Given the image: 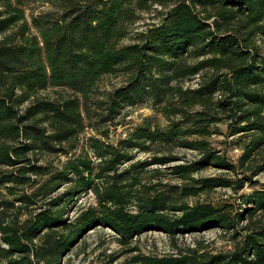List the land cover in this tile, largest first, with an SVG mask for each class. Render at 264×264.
<instances>
[{"label":"trees","instance_id":"16d2710c","mask_svg":"<svg viewBox=\"0 0 264 264\" xmlns=\"http://www.w3.org/2000/svg\"><path fill=\"white\" fill-rule=\"evenodd\" d=\"M156 5L160 22L121 43ZM106 76L122 83L101 90ZM143 101L168 123L146 117L109 142ZM88 128L102 137L82 140ZM263 172L264 0H0V264H61L99 226L124 245L148 231L235 239L118 264H264ZM221 188L232 196L209 198Z\"/></svg>","mask_w":264,"mask_h":264},{"label":"rangeland","instance_id":"374dc122","mask_svg":"<svg viewBox=\"0 0 264 264\" xmlns=\"http://www.w3.org/2000/svg\"><path fill=\"white\" fill-rule=\"evenodd\" d=\"M155 8L148 12H142L139 18L131 25V32L121 43L130 44L135 41V36L138 32L147 29L150 25L160 22V16L157 10H161V7L156 5ZM47 7L45 5L37 4L36 11L44 10ZM30 17V16H29ZM122 77L106 76L100 82L101 90H110L111 88L118 86L122 83ZM186 86L189 82L185 83ZM195 85V82H193ZM146 117H152L155 123L164 127L168 121L166 118L152 108L149 102L143 101L136 105L128 106L122 112V114L112 123L108 125L109 128V142H115L117 138L125 136L127 131L141 123ZM225 129V126L222 127ZM96 136L102 137L97 131L88 128L82 134V140H86L89 137ZM224 137H213L212 141L216 146L221 148L219 143ZM228 154L233 158H237L240 153L239 150H227ZM177 153L186 158L192 160L197 157V152L190 150H177ZM149 154L139 153L137 158H145ZM181 161H175L167 165L173 166ZM59 163V162H57ZM163 168V165H152L150 168ZM220 171L215 168H208L201 171L198 175L209 176L215 175ZM259 186L264 185V172L256 176ZM250 190L248 187L245 189ZM0 188V194L2 193ZM232 191L227 188L217 189L212 192L210 197L214 200H222L232 196ZM205 196L201 197L204 198ZM96 203V197L92 192L84 194L80 197L77 207L72 212V216H75L80 208L88 207ZM201 245L206 250L211 252H227L234 248L235 239L231 235L220 228H210L201 232H194L185 235L177 236V239L169 237L167 234L161 231H148L139 236H135L130 240L129 244L124 245L120 242V236L113 230L106 227H96L85 233L78 243L72 248V250L66 254L61 261V264H105L109 263L113 259L112 264H118L131 255L142 252L147 254L163 255L173 254L179 251L180 248H186L188 246L195 247ZM132 248H137L135 252L130 251Z\"/></svg>","mask_w":264,"mask_h":264}]
</instances>
